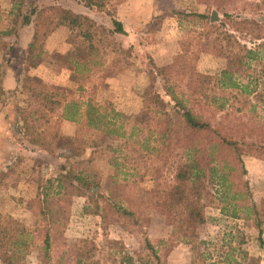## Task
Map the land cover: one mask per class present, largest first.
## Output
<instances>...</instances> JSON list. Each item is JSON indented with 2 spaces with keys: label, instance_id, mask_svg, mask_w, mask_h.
Here are the masks:
<instances>
[{
  "label": "trees",
  "instance_id": "16d2710c",
  "mask_svg": "<svg viewBox=\"0 0 264 264\" xmlns=\"http://www.w3.org/2000/svg\"><path fill=\"white\" fill-rule=\"evenodd\" d=\"M72 1L88 11L105 12L110 27L68 5L37 4L36 0H9L7 14L0 12V39L14 36L18 26L30 27L28 57L37 56L46 38L59 26L67 27V40L80 50L78 59H67L71 86L46 83L32 76L20 79L16 87L26 96L18 112L21 136L45 153L56 155L61 120L74 122L72 147L60 155L67 158L80 156L87 149L89 153L99 151L112 167L109 178L118 179L122 186L148 175L152 188L146 206L164 218L169 235L177 241L194 238L205 221L207 207L230 217L242 214L252 221L260 236L264 204L258 206L249 200L241 157H258L264 151V118L258 113L264 109V25L240 13L257 3L264 4V0H196L206 10L205 14H191L201 19L199 28L179 40L180 53L175 59L152 65L148 71L160 78L166 100L150 90L148 107L140 117L127 115L95 97L96 86L108 67L127 61L129 55L111 37L124 33L121 22L108 10L113 0ZM211 8L220 14L219 21L209 22ZM201 39L209 42L211 55L224 61L215 73H203L195 67L196 46ZM1 67L0 63V77ZM81 162L63 166L36 195L42 229L30 232L20 220L0 214L3 264H29L27 257L36 251L40 255L38 264H66L65 253L54 248L60 221L54 218L48 203L56 197H67L70 190L90 197L91 213L102 220L106 212H112L137 222L139 216L129 200L124 199L123 205L120 200L104 197L101 191H90L99 184ZM49 188L54 190L52 194ZM242 241L240 236L237 244ZM110 243L113 245L106 247L105 258L111 263L166 264L147 239L141 251L134 254L117 242ZM98 247L90 239H79L73 264H105L96 256ZM246 259L244 249L228 246L221 259L199 254L195 264H245Z\"/></svg>",
  "mask_w": 264,
  "mask_h": 264
},
{
  "label": "rangeland",
  "instance_id": "374dc122",
  "mask_svg": "<svg viewBox=\"0 0 264 264\" xmlns=\"http://www.w3.org/2000/svg\"><path fill=\"white\" fill-rule=\"evenodd\" d=\"M36 1L37 4L44 5H68L75 12H86L97 23L110 27L105 12L88 11L72 0ZM8 8L9 0H0L2 15L7 14ZM108 10L121 22L124 29L123 34L114 33L111 37L116 44L128 50L129 55L127 61H118L108 67L104 79L96 86L95 97L127 115L140 117L148 107L147 96L150 90H155L162 96L160 78L153 77L148 72L151 66H160L176 58L180 53L179 40L193 35L192 30H197L202 22L197 15L191 14H205L206 10L204 5L198 4L196 0H113ZM211 11L215 9L211 8L209 11V22L219 21L221 16L216 11L218 20L210 21ZM240 15L260 21L264 25V4L257 3L246 8ZM16 31L21 33L20 37L15 34L0 39L2 72L10 65L13 56L18 62L11 65L13 69H18L20 79L32 76L46 83L71 86L67 59H78L80 50L67 40V27H57L44 41L40 53L32 57H28L22 40L23 36H27L29 29L18 26ZM236 35L241 40H246L243 35ZM246 43L252 45L248 41ZM196 48L198 58L195 67L198 71L215 73L222 68L224 61L210 54L209 42L201 39ZM25 98V94L20 93L17 87L3 91L0 95V214L20 220L30 232L42 229V220L40 222L37 218L36 195L41 194L47 179L53 178L63 166L79 160L89 175L95 176L98 181L99 186L92 187L91 192L101 191L104 197L114 202L120 200L123 205L124 199H127L139 216L137 222L133 223L130 219L106 212L102 220L98 215L91 213V198L76 195L72 190L67 193V197L51 199L48 206L55 214L54 218L60 221L54 248L65 253L66 264H73L81 238L90 239L99 246L96 256L105 264H114L105 258L107 248L113 245L111 241L119 243L126 251L133 253L141 251L144 239L156 248L166 264H195L199 254L219 260L228 246H239L246 251L245 264H264V219L260 225L259 236L252 221L242 214L230 217L221 214L218 209L207 207L204 211L205 221L198 226L194 238L190 242L175 240L169 235L170 227L164 218L146 206L148 192L152 188L148 175L141 177L134 184L122 186L118 179L112 181L109 178L112 167L106 162V155L99 151L89 153L91 150L87 149L80 156L67 158L60 155L66 153L73 144L71 122L66 120L61 124L55 143L56 155H49L27 142L18 129V112L24 106ZM162 98L166 100V97ZM258 113L264 118L263 108L258 110ZM241 160L245 168L243 178L249 190V200L262 206L264 151L258 157L243 155ZM53 191L52 188L48 189L49 194ZM240 236L243 241L238 245ZM39 256L37 251L29 255V264H38ZM257 257L259 260L254 261ZM0 264H3L1 259Z\"/></svg>",
  "mask_w": 264,
  "mask_h": 264
},
{
  "label": "crops",
  "instance_id": "0c3cea01",
  "mask_svg": "<svg viewBox=\"0 0 264 264\" xmlns=\"http://www.w3.org/2000/svg\"><path fill=\"white\" fill-rule=\"evenodd\" d=\"M24 27H26L27 29H29V32H28L27 36L26 37H24V36L22 37V40H24V45H25V48H26V45H27V43H28V41L30 39V35H31L30 32H31V30H30V27L29 26H24ZM16 34H18L19 37H20V34L21 33L19 34L16 31ZM19 37H18V39H19ZM47 38H49V36ZM22 40H20V42ZM10 62L11 63H15L16 62V64H17L18 61H17V59L13 58V56H12L11 59H10ZM11 63H10V65L6 66L3 69L2 75L0 77V79H1V87H2L3 91H8L10 89L15 88L18 85V82L20 81V78L18 76V69H16V68L13 69V66L11 65ZM1 115H2V113H0V119H1ZM64 121H66V120H61V124H63ZM61 124H60V127H61ZM71 124L73 125V129H72V133H73L74 127H75V123L74 122H71Z\"/></svg>",
  "mask_w": 264,
  "mask_h": 264
},
{
  "label": "water",
  "instance_id": "95a60500",
  "mask_svg": "<svg viewBox=\"0 0 264 264\" xmlns=\"http://www.w3.org/2000/svg\"><path fill=\"white\" fill-rule=\"evenodd\" d=\"M218 20L216 17V12L215 11H211L210 13V21H215Z\"/></svg>",
  "mask_w": 264,
  "mask_h": 264
}]
</instances>
